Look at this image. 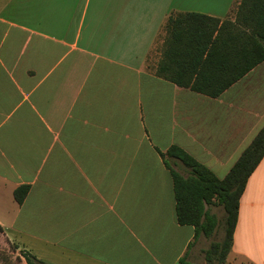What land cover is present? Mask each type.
Returning a JSON list of instances; mask_svg holds the SVG:
<instances>
[{
    "label": "crops",
    "instance_id": "crops-1",
    "mask_svg": "<svg viewBox=\"0 0 264 264\" xmlns=\"http://www.w3.org/2000/svg\"><path fill=\"white\" fill-rule=\"evenodd\" d=\"M236 2L0 0V249L21 264L22 252L45 264H207V237L176 221L158 151L175 145L216 177L227 171L225 154L259 114L235 102L254 77L264 85V63L210 98L147 61L169 15L224 20ZM226 262L264 264V156Z\"/></svg>",
    "mask_w": 264,
    "mask_h": 264
},
{
    "label": "trees",
    "instance_id": "trees-1",
    "mask_svg": "<svg viewBox=\"0 0 264 264\" xmlns=\"http://www.w3.org/2000/svg\"><path fill=\"white\" fill-rule=\"evenodd\" d=\"M163 33L154 75L216 98L264 63V0H237L224 20L197 13H174L167 17ZM158 153L172 178L176 221L192 226L194 239L213 235L219 220L209 208L222 207L223 238L212 242L203 254L208 264H225L232 248L240 197L264 156V128L223 179L175 145ZM174 162L187 169V176L172 167ZM28 190V186H21L14 191L18 204ZM22 257L26 264H45L26 252Z\"/></svg>",
    "mask_w": 264,
    "mask_h": 264
},
{
    "label": "rangeland",
    "instance_id": "rangeland-1",
    "mask_svg": "<svg viewBox=\"0 0 264 264\" xmlns=\"http://www.w3.org/2000/svg\"><path fill=\"white\" fill-rule=\"evenodd\" d=\"M163 37H164V34L163 35L161 34L156 45L152 49L150 56L148 57V61H147L148 67H151L153 71L160 57ZM253 81L254 82H251L252 84H248V87L246 88L247 91H253V95L245 97V94L247 91L243 92L242 98L239 102L238 93L236 92L234 94H231V96L233 97L237 96V101L239 103L237 104V102H235L236 108L237 106L238 108H246V107L248 108L252 106V107H255V112L259 114L255 115L256 119H254L249 125H247V128L245 129L246 132L241 138L242 140L239 141L237 144V149L233 151L231 150L229 153L225 154L227 158H230L227 161V163H226V160L224 159V163L229 164V167L227 168V171L223 170V173L222 171L217 172V177L219 179H223L228 174L230 169L239 160L243 152L251 145L252 141L260 133V131L264 128V99L262 96L264 93V85L262 87H255V82L257 81V79L254 77ZM235 89H238V88H235ZM228 103H230L231 106L233 105L232 102H229L227 100L224 101L225 105H227ZM236 113H237V109H236ZM239 119L240 118L238 115L237 117L238 124H239ZM209 209H210V212L214 214L219 220V225L217 226L213 235H211L208 238H205V241H204L205 250L209 248L212 242H220L223 238V222H222L223 216H224L223 209L220 206L210 207ZM204 251H202V255L201 253L199 254L200 259L201 258L204 259V254H203ZM19 255H21V253L19 252L17 254H11V253H8V251L0 249V264H21V259ZM24 264H25V261H24ZM225 264H227V262H225Z\"/></svg>",
    "mask_w": 264,
    "mask_h": 264
}]
</instances>
